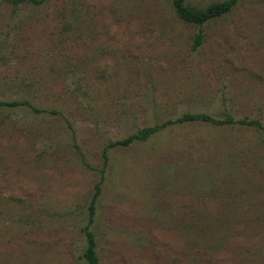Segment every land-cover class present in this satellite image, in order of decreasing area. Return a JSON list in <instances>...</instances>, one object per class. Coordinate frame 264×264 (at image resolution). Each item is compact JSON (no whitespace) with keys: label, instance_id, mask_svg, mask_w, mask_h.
<instances>
[{"label":"rangeland","instance_id":"obj_1","mask_svg":"<svg viewBox=\"0 0 264 264\" xmlns=\"http://www.w3.org/2000/svg\"><path fill=\"white\" fill-rule=\"evenodd\" d=\"M0 102V264H264V0H0Z\"/></svg>","mask_w":264,"mask_h":264},{"label":"trees","instance_id":"obj_2","mask_svg":"<svg viewBox=\"0 0 264 264\" xmlns=\"http://www.w3.org/2000/svg\"><path fill=\"white\" fill-rule=\"evenodd\" d=\"M44 1L45 0H14V2L16 3L31 2L33 4H41ZM171 2H172V6L174 8L175 13L181 20L188 22V23L199 25L201 27L207 21L218 18L230 12L236 6L238 0H225L219 3L211 4L203 9L189 7L185 4V0H171ZM201 42H202V36H201V33H199L196 36V41H195L196 46H199ZM25 104L26 102H21V103L19 102H0V105L7 106V107H16V106L25 105ZM188 121H204V122H210L213 124L222 125L224 123L232 122L233 120L230 117H227L223 121H218V120H214L205 115H185L177 120V122H188ZM171 123L172 122L168 121L162 124L161 126L143 129L140 133L126 140H123L121 142L111 144V146L117 145V144H120L122 146H127L133 141L146 140L148 137L156 133L158 130L164 128L166 125L171 124ZM103 157H104V167H105L107 164V159H108L106 152H104ZM99 191H100L99 186H97L96 192L89 206L90 215H89L88 225L92 223V218L94 215V202H95L96 197L99 194ZM85 235L88 240V246L83 253V258L85 259L87 264H100L98 261L96 252H95L94 237H93L92 232L89 230L88 226L85 229Z\"/></svg>","mask_w":264,"mask_h":264}]
</instances>
